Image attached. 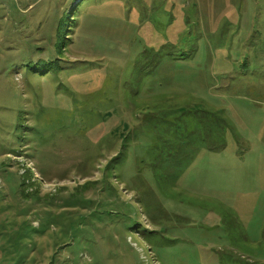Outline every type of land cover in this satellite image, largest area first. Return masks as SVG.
Returning a JSON list of instances; mask_svg holds the SVG:
<instances>
[{"label": "rangeland", "instance_id": "obj_1", "mask_svg": "<svg viewBox=\"0 0 264 264\" xmlns=\"http://www.w3.org/2000/svg\"><path fill=\"white\" fill-rule=\"evenodd\" d=\"M0 264H264V0H0Z\"/></svg>", "mask_w": 264, "mask_h": 264}, {"label": "trees", "instance_id": "obj_2", "mask_svg": "<svg viewBox=\"0 0 264 264\" xmlns=\"http://www.w3.org/2000/svg\"><path fill=\"white\" fill-rule=\"evenodd\" d=\"M66 15V14H65ZM64 18V17H63ZM63 18H62V20H61V23H62V25H63V29L61 30L62 32H63V34H65L64 33V31H66V26H67V24H66V22H63L64 20H63ZM71 20V19H70ZM66 36H67V34H65ZM65 35H64V39H67V37H65ZM179 129H181V128H179ZM179 129H177V130H179ZM183 136H187V134H186V131L184 130V134L182 135V137ZM183 139V138H182ZM172 155H175V151L173 150L172 151Z\"/></svg>", "mask_w": 264, "mask_h": 264}]
</instances>
